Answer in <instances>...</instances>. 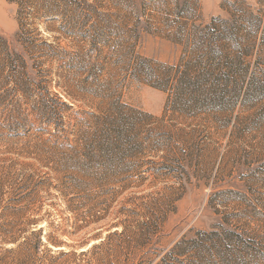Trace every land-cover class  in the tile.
<instances>
[{
    "label": "rangeland",
    "instance_id": "rangeland-1",
    "mask_svg": "<svg viewBox=\"0 0 264 264\" xmlns=\"http://www.w3.org/2000/svg\"><path fill=\"white\" fill-rule=\"evenodd\" d=\"M0 36V264H264V0H0Z\"/></svg>",
    "mask_w": 264,
    "mask_h": 264
},
{
    "label": "trees",
    "instance_id": "trees-1",
    "mask_svg": "<svg viewBox=\"0 0 264 264\" xmlns=\"http://www.w3.org/2000/svg\"><path fill=\"white\" fill-rule=\"evenodd\" d=\"M85 9L82 12V16L83 19L80 21V25H86L87 23L85 21H87V19H90V17L95 16L96 19L93 20V23L91 25L92 29H95V31L101 30V31H105L107 29V27L109 25H116L117 26V20L120 18L121 14H118L117 12H115L114 14H111L110 12L108 13H102L97 11L95 8L96 6L93 7V5L86 3V5L84 4ZM93 17V18H95ZM114 17H116L117 20H110L113 19ZM75 21H78L76 19H74ZM86 23V24H85ZM19 36V35H18ZM101 37L100 34L95 33L94 38H99ZM18 40H21V38L19 37ZM22 41V40H21ZM19 54L18 52L15 51V49H10V43L9 41L0 36V65L2 61L8 60V59H19ZM118 237H122V234H118Z\"/></svg>",
    "mask_w": 264,
    "mask_h": 264
}]
</instances>
